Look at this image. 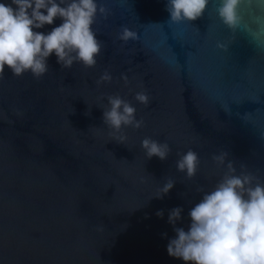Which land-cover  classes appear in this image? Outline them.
Returning a JSON list of instances; mask_svg holds the SVG:
<instances>
[{"label":"water","instance_id":"water-1","mask_svg":"<svg viewBox=\"0 0 264 264\" xmlns=\"http://www.w3.org/2000/svg\"><path fill=\"white\" fill-rule=\"evenodd\" d=\"M101 3L109 14L94 25V67L62 68L50 56L39 79L7 69L0 77V264H182L165 251L167 210L186 214L195 188L219 178L213 156L264 178V43L226 28L218 0L178 24L167 23L165 0ZM255 11L242 7L250 29ZM121 26L137 40L120 41ZM104 72L112 79L98 84ZM140 90L147 105L133 99ZM117 94L143 121L123 129V143L100 119L104 98ZM144 137L169 145L164 161L145 157ZM189 148L199 157L191 180L175 168ZM168 178L173 188L153 197Z\"/></svg>","mask_w":264,"mask_h":264},{"label":"clouds","instance_id":"clouds-1","mask_svg":"<svg viewBox=\"0 0 264 264\" xmlns=\"http://www.w3.org/2000/svg\"><path fill=\"white\" fill-rule=\"evenodd\" d=\"M208 3L209 0H165L167 23L197 20ZM253 5L256 11L250 16L255 28L250 29L242 7ZM215 13L229 30L243 27L258 43H264V0H218ZM108 14L101 0H0V77L7 69L13 76L27 72L39 79L48 71L50 56L62 68H71L73 63L94 67L102 49L94 25L98 17L107 18ZM57 20L59 23H55ZM46 25L52 26L50 30L40 31ZM117 38L128 42L138 36L121 26ZM111 79L110 73L104 72L97 83ZM104 99L101 122L109 136L123 143V129L140 128L143 121L136 118L135 105L120 95ZM133 99L147 105L150 97L140 90L133 93ZM140 147L146 158L155 156L161 161L170 151L166 142L151 137L142 138ZM226 156L227 153L213 156L223 171L210 187L195 188L198 199L189 202L186 214L180 205L167 210L166 223L173 235L167 238L165 251L182 264H264V178L251 171H237ZM198 166V154L191 148L178 153L175 168L186 179L196 175ZM174 184L171 178L166 179L153 197L163 198ZM155 215L163 217L164 210L157 209Z\"/></svg>","mask_w":264,"mask_h":264}]
</instances>
